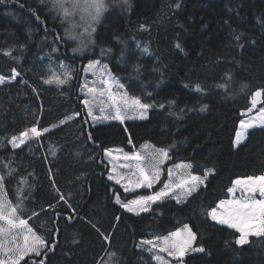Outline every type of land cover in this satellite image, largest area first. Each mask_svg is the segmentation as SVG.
I'll list each match as a JSON object with an SVG mask.
<instances>
[{"label":"trees","instance_id":"trees-1","mask_svg":"<svg viewBox=\"0 0 264 264\" xmlns=\"http://www.w3.org/2000/svg\"><path fill=\"white\" fill-rule=\"evenodd\" d=\"M103 1L93 44L75 53L45 2L0 0V77L18 74L0 86V173L7 197L45 245L20 264H156L140 244L184 227L204 251L182 264H264L263 236L238 245V232L210 217L234 181L264 176V127L234 145L257 92L264 111V0ZM89 61L106 64L130 97L148 104L147 118L92 126L78 97ZM61 63L72 69L70 80L45 84ZM72 114L11 147L30 127ZM144 143L166 151L167 165L190 164L204 181L183 202L162 200L133 215L115 197L154 189L125 194L107 179L104 151Z\"/></svg>","mask_w":264,"mask_h":264},{"label":"rangeland","instance_id":"rangeland-1","mask_svg":"<svg viewBox=\"0 0 264 264\" xmlns=\"http://www.w3.org/2000/svg\"><path fill=\"white\" fill-rule=\"evenodd\" d=\"M42 1L45 2L48 5V7L51 8L50 10L53 12V15H56L55 17L61 23L64 29V32L65 31L67 32L68 38L70 39V41L73 43V46H74L72 51L75 53L86 52L87 48L93 44V36L105 12V7H104V10L100 13L99 18L96 20H92L89 15V10L86 8V5L89 2V0H61L64 8L69 9V14L67 15H65L63 9L57 6V0H42ZM74 3L78 4L79 7L73 8ZM92 15H94V10H92ZM90 62H95V61H89L88 63H86L81 70L80 77L78 78V83H79L78 97L80 98V102L85 109V112H86V115L88 117L90 124L92 126L107 124L111 122H118L120 124H124L127 121H141V120L146 119L147 114H148V108L146 110L132 109V108L126 107L123 104L121 98L124 97L125 94L127 95V97H130V96L126 93V91L124 90L120 82L112 75L108 66L99 61V66L96 67L95 69H92V68H89ZM66 72L68 73L67 77H65ZM71 73H72V69L70 68L69 64L61 63L56 77H59L60 79H66V83H67L70 80ZM108 73H110V75H108ZM0 78H3V77H0ZM13 80H14L13 77L3 78V83H0V86L7 84V83H11ZM102 80L107 81V83H101ZM89 88H95L97 89V92L89 93L88 91ZM113 100H115L119 105L120 113L123 116V122H121V120L114 119L117 109H116V106L113 105ZM259 100H260V95L257 96L255 94L250 100V108L247 111H244L242 113V117L238 124V128H237L235 139H234L235 146H238L245 140L248 131L251 130L252 128L264 127V111L257 108V104L259 103ZM85 101H88L87 105L85 104ZM89 109H91V114H89ZM142 114L144 118H141ZM76 116L77 114H72L71 116L62 120L61 122L51 127L46 128L47 131H45V129L40 130L36 126L30 127L29 129L23 132V133H28V137L27 139H25V142L23 144H25L30 139L38 138L41 135L47 132H50L54 128L64 125L68 121L74 119ZM242 121L245 122L246 124H250L251 126L246 129H242L241 127ZM32 128H36L37 131L40 133V135L36 136L32 134L31 133ZM238 131L244 132V135L240 139L239 143L236 142ZM21 134L18 137H16L17 142H19V139L21 138ZM12 139L9 141L11 147L17 148V147H13ZM23 144H21L20 146H22ZM153 149L160 150V149H157L151 146L148 143H144L140 145L133 152L124 151L123 149L119 147L110 148V149L105 150L104 160L108 164V167H109L107 179L110 182L114 183L115 185L119 186L125 194H130V193L141 191V190L154 189V191H151V193L148 195L134 197L131 200H135L140 197L154 195L156 192H159L162 189H164L165 184H171L173 186V190L169 193V195L155 202H149L148 210L152 204L156 202H160L162 200H166V199H172L176 202H183L189 195H191L201 185H203V183L197 182L195 185L196 190L192 191L191 194H188V190L193 186L192 182L185 184L183 188L175 187V185L179 184L182 179L190 181V176H195V175H192L189 172L190 170L189 168H176V165L183 164V163L167 165L168 156L166 159L161 156L160 159L162 160V162L158 164L156 169H153L152 168V164H153L152 150ZM133 154L141 155L142 157L141 166L145 168V172L147 175L151 176L154 171H158L159 173L158 178L154 179L151 187L142 186V187L136 188L134 187V184L130 185L129 183L130 181H133V182L138 181V172L136 169L137 161L135 159H126L125 156L132 157ZM170 170L172 172L171 175H169ZM133 173H136V175H133ZM109 176H112L113 179L110 180ZM0 177H3V180H2L3 197H0V198H6L9 204V211H11V208L15 207L16 204L14 202H11V200L7 197V194L5 191V185H4V176H2L1 173H0ZM260 177H264V176H260ZM117 179H120L121 183L117 184L116 183ZM201 179L204 181V178H201ZM248 179L249 178L238 179V180L247 181ZM257 183H259V181H257ZM126 188H130L131 190L126 191L125 190ZM230 189H233V191L232 192L228 191L229 192L228 199L223 200L222 201L223 203L220 202L217 205V207L213 209L216 211L218 218L222 214H226L231 209L233 201H243L247 199L248 196L250 195L249 193L244 191L243 185H237L233 183ZM253 198L254 199H264V197L260 196L258 191L254 194ZM114 202L115 204L120 206V204L116 203V197L114 199ZM121 202L127 203L128 201H121ZM123 210L125 211V209ZM22 212H23V209L18 208L17 215L20 217L19 213H22ZM146 212H140L139 215L146 213ZM129 213L136 215L132 212H129ZM210 217L217 224L228 227L227 225L218 223V221L214 220L211 215ZM0 226L7 228L6 221H0ZM230 229H233L236 232H238L234 228H230ZM21 231H22L21 229H14L13 233L18 236V243L22 245L23 235L20 234ZM188 231H189L188 228L184 227L181 230H178L173 233H179L181 236H186ZM24 234H27V232L24 231ZM238 234L240 237L241 233L238 232ZM169 235L170 234L164 237H168ZM250 236H257V237L263 236L264 237V235H259V236L249 235V237ZM164 237H161V239ZM11 240H12V235H9L7 237V241L10 242ZM149 241H153V243L156 244L157 246L152 247L151 245L141 243L139 247L144 249L148 253H150L156 264H182L181 261L186 255L190 253L199 252L196 250V248L193 247V240H192L191 245L186 251L184 257L182 259H177L174 256L168 255L167 252L159 251L160 244L157 241V239H153ZM44 248H45V245L43 248L40 249V253L43 251ZM28 256H38V255H36L35 253H28L23 258V260L27 258ZM157 257H159V259ZM23 260H21L20 263Z\"/></svg>","mask_w":264,"mask_h":264},{"label":"snow or ice","instance_id":"snow-or-ice-1","mask_svg":"<svg viewBox=\"0 0 264 264\" xmlns=\"http://www.w3.org/2000/svg\"><path fill=\"white\" fill-rule=\"evenodd\" d=\"M57 6L63 9L65 15L69 14V9L64 8L61 0H57ZM79 7L78 4H73V8ZM103 0H89L86 5V8L89 10V15L92 20H96L99 18L100 13L104 10ZM92 10H94V15H92ZM179 47V45H177ZM6 55L8 53H5ZM99 66V61L90 62L89 68L95 69ZM13 78L18 75L15 69L12 70ZM110 75V73H108ZM68 76V73H65V77ZM55 82L58 85H62L66 83V79H60L53 74L52 77L44 80L45 84H51ZM0 83H3V78H0ZM101 83H107V81L102 80ZM197 89H199V85H197ZM89 93L97 92L95 88H89ZM257 96L260 95L259 92L256 93ZM123 104L132 109H142L146 110L149 105L142 103L141 100L137 97H127L125 94L124 97L121 98ZM88 101H85L87 105ZM113 105L116 106V115L114 119L121 120L123 122V116L120 113V108L118 103L113 100ZM89 114H91V109H89ZM141 118H144L143 114ZM250 124H246L245 122H241L242 129H246L250 127ZM47 131V129H45ZM31 133L39 136L40 133L36 128L31 129ZM244 135L243 131L237 132V143H239L240 139ZM28 133H22L19 142H17V138L13 137L12 143L13 147H19L21 144L25 142L27 139ZM152 159L153 164L152 168L156 169L158 164L162 162L160 157L167 158V152L164 150H152ZM126 159H135L137 161L136 169L138 172V181L133 182L130 181V185L134 184V187L139 188L142 186L151 187L154 179L158 178V171H154L151 176L147 175L145 172V168L141 166L142 157L140 154H133L132 157L125 156ZM176 168H191L190 164H178ZM211 170H207L205 173V178L209 174ZM171 170L169 171V175H171ZM136 175V173H133ZM109 179H113L112 176H109ZM2 180L3 177H0V197H3L2 192ZM259 181V183H257ZM192 182L193 186L188 190V194H191L192 191L196 190V183H203V180L197 176H190L189 180H181L179 184L175 185L177 188H183L185 184ZM116 183H121L120 179L116 180ZM237 185H243L244 191L249 193L247 199L243 201H233L231 209L226 213L222 214L219 218L217 217L216 211L213 210L210 215L214 220H217L218 223L227 225L229 228H234L238 232L241 233L239 239L236 240L238 245H244L248 243L249 235H264V199H254V194L258 191L261 197H264V177L257 178H249L247 181L237 180L234 182ZM126 191L131 190L130 188H126ZM173 190V186L171 184H165L164 189L159 192H156L154 195L140 197L135 200L128 201L127 203L121 202L119 196L116 197V203L120 204V206L125 209L127 212H132L136 215H139L140 212L148 211L149 202H155L160 200L161 198L168 196L169 193ZM230 192L233 189H229ZM223 203V202H222ZM19 205L12 207L11 211H9V204L6 198H0V221H6L7 228L0 226V264H20V261L28 253H35L36 255H40V249L44 247V242L41 237L37 236L30 227H28L27 221L21 219L17 215ZM35 215V213L33 214ZM14 229H21V235H23V244L18 243V236L13 233ZM24 231L27 234H24ZM12 235V240L10 242L7 241V237ZM195 239L194 234L189 230L186 236H181L179 233H172L168 237L157 238V241L160 244L159 251L167 252L168 255L174 256L177 259H182L191 245L192 240ZM143 244L151 245L152 247H156L157 245L153 243V241L145 240L142 242ZM197 251H204V249H196ZM159 259V257H157ZM25 264L27 262L25 261ZM43 264V262H41Z\"/></svg>","mask_w":264,"mask_h":264}]
</instances>
